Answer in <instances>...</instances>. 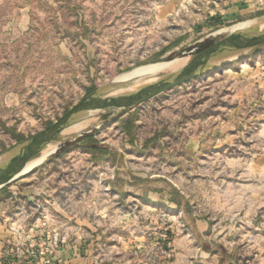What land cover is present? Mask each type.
Masks as SVG:
<instances>
[{
    "label": "rangeland",
    "instance_id": "obj_1",
    "mask_svg": "<svg viewBox=\"0 0 264 264\" xmlns=\"http://www.w3.org/2000/svg\"><path fill=\"white\" fill-rule=\"evenodd\" d=\"M245 4L238 11L230 0H0V152L53 122L89 88L136 72L145 77L140 66L200 54L242 29L231 26L264 18V0ZM91 115L95 123L57 135L7 188L46 189L56 208L72 191L78 217L118 210L106 214L107 224L130 213L143 226L151 214L140 196L165 189L244 263L264 256V41L226 67ZM128 119L132 140L122 127ZM90 133L111 151L108 159L90 161L77 143ZM5 199L0 193V221L17 224L23 203ZM31 211L30 221L42 214ZM171 215L160 214L169 223ZM52 219L64 221L59 213ZM72 225L73 234L85 233Z\"/></svg>",
    "mask_w": 264,
    "mask_h": 264
},
{
    "label": "crops",
    "instance_id": "obj_2",
    "mask_svg": "<svg viewBox=\"0 0 264 264\" xmlns=\"http://www.w3.org/2000/svg\"><path fill=\"white\" fill-rule=\"evenodd\" d=\"M230 1L235 4L234 10L247 9L245 4L247 0ZM17 185L9 189L11 195L6 198H13L23 203L21 207H18L23 217L17 224H6L5 220L0 221V264L250 263L248 261L244 263L235 249H229L214 239L210 235V223L195 215L182 203L174 201L165 189L149 190L140 196L145 208L142 211L145 213L150 211L151 214L149 224L143 226L138 224L142 216L130 213L119 216L118 220L107 224L106 214L111 212L115 216L120 212L118 210L108 212L106 209L97 208L95 219L89 218L90 212L82 210L81 217H78L76 213H73L72 191H65L64 205H57L56 208L53 207L56 199L50 191L46 189L25 190L20 187L19 182ZM113 196L116 194L113 193ZM67 198L70 203L68 205ZM78 198L81 199L80 195ZM3 200H6L5 197ZM35 207L42 214L30 221L28 219L32 214L31 210H36ZM47 208L50 209V215H46L47 224L58 233L62 242L54 253L47 255L49 262L44 263L38 256L29 254V244L37 233L36 229L30 230V228L33 224H40L39 220H42ZM163 212L172 214L171 216H174L176 221L169 223L165 218H161L160 214ZM57 213L64 218V221L59 224L52 219V214ZM74 223L79 224V228L85 233L73 234L72 224ZM163 249H170V257L164 256ZM263 257L258 259L257 264H264Z\"/></svg>",
    "mask_w": 264,
    "mask_h": 264
},
{
    "label": "water",
    "instance_id": "obj_3",
    "mask_svg": "<svg viewBox=\"0 0 264 264\" xmlns=\"http://www.w3.org/2000/svg\"><path fill=\"white\" fill-rule=\"evenodd\" d=\"M262 41H264V18L242 28L231 38L220 41L197 61L180 69L124 82H113L111 79L104 86L97 87L86 94L40 131L0 152V174L30 158L41 147L52 142L62 128L73 119L94 114L113 104L144 101L212 70L230 65L233 61L245 57ZM17 178L19 176L2 185L0 189Z\"/></svg>",
    "mask_w": 264,
    "mask_h": 264
},
{
    "label": "bare ground",
    "instance_id": "obj_4",
    "mask_svg": "<svg viewBox=\"0 0 264 264\" xmlns=\"http://www.w3.org/2000/svg\"><path fill=\"white\" fill-rule=\"evenodd\" d=\"M244 25H245L244 23H239L237 25L231 26L229 29H232V30L238 29L239 30V29L243 28ZM207 52H208V50H206V51H204V52H202L200 54L186 56V57L174 60V61L150 63V64H147V65H144V66H140V68L142 70H147L148 71V74L146 73L147 76L154 75V74H159V73L167 72V71H171V70H177V69H180V68H182V67H184L186 65L194 63L199 58L204 56ZM136 74L139 75V72H136L135 75L129 76L125 80L123 79L122 81H121V79H116L115 82L129 81L131 79L136 78L137 77ZM125 76H127V75H124L123 78ZM105 111H106V108L100 110L99 111V115L102 114ZM97 118H98L97 115H95V116H93V115H82V116H79V117L73 119L72 121H70L68 124H66V126H64L62 128V130L59 132L58 136L63 135L64 133H66L67 131H69V130H71L73 128L81 127V126H84V125H87V124H90V123H95ZM53 142H55V141H52V142H49V143H53ZM48 144H46V145H48ZM46 145H44V146H46ZM43 147H41L30 158L24 160L21 163L15 164L14 166L9 168L8 170L2 172L0 174V187L2 185L6 184L7 182H9L11 179L27 173L30 170V167L43 154V151H40Z\"/></svg>",
    "mask_w": 264,
    "mask_h": 264
},
{
    "label": "built area",
    "instance_id": "obj_5",
    "mask_svg": "<svg viewBox=\"0 0 264 264\" xmlns=\"http://www.w3.org/2000/svg\"><path fill=\"white\" fill-rule=\"evenodd\" d=\"M47 220L48 218L44 215L42 220H39L40 224H33L30 228V230L36 229L37 233L29 244V254L38 256L44 263L49 262L47 255L54 253L62 242L58 233L47 224ZM163 254L170 257V249H163Z\"/></svg>",
    "mask_w": 264,
    "mask_h": 264
},
{
    "label": "trees",
    "instance_id": "obj_6",
    "mask_svg": "<svg viewBox=\"0 0 264 264\" xmlns=\"http://www.w3.org/2000/svg\"><path fill=\"white\" fill-rule=\"evenodd\" d=\"M155 61H157V59L151 62H155ZM92 89L93 88H89L87 92L90 93ZM122 127L132 140L131 133H132V129L134 128L133 123L128 119L125 121ZM93 135L94 133L82 135L81 137L78 138L77 143L80 144L82 149L89 154L90 161L95 163L98 161L108 159L112 154L111 151L107 147L99 145L98 141L94 139ZM17 137L19 138V140L22 139L20 136ZM7 187L8 186H4L0 189V193H2L3 197L5 198L11 195ZM172 199L175 200L174 197H172Z\"/></svg>",
    "mask_w": 264,
    "mask_h": 264
}]
</instances>
